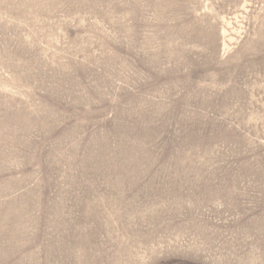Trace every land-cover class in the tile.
<instances>
[{
    "label": "rangeland",
    "instance_id": "obj_1",
    "mask_svg": "<svg viewBox=\"0 0 264 264\" xmlns=\"http://www.w3.org/2000/svg\"><path fill=\"white\" fill-rule=\"evenodd\" d=\"M0 264H264V0H0Z\"/></svg>",
    "mask_w": 264,
    "mask_h": 264
}]
</instances>
